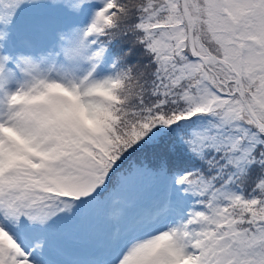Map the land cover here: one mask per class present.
<instances>
[{
  "label": "snow or ice",
  "instance_id": "snow-or-ice-1",
  "mask_svg": "<svg viewBox=\"0 0 264 264\" xmlns=\"http://www.w3.org/2000/svg\"><path fill=\"white\" fill-rule=\"evenodd\" d=\"M0 264H264V0H0Z\"/></svg>",
  "mask_w": 264,
  "mask_h": 264
}]
</instances>
